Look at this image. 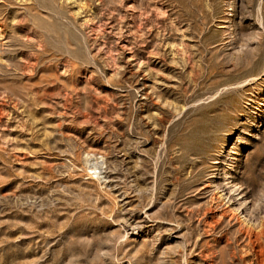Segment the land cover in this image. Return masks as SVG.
Wrapping results in <instances>:
<instances>
[{
    "label": "rangeland",
    "instance_id": "374dc122",
    "mask_svg": "<svg viewBox=\"0 0 264 264\" xmlns=\"http://www.w3.org/2000/svg\"><path fill=\"white\" fill-rule=\"evenodd\" d=\"M0 264H264V0H0Z\"/></svg>",
    "mask_w": 264,
    "mask_h": 264
},
{
    "label": "bare ground",
    "instance_id": "6f19581e",
    "mask_svg": "<svg viewBox=\"0 0 264 264\" xmlns=\"http://www.w3.org/2000/svg\"><path fill=\"white\" fill-rule=\"evenodd\" d=\"M61 2V1H60ZM67 3V2H66ZM33 4H34V1H33ZM60 5V4H59ZM91 167L92 168H95L96 167V165L94 164V163H91ZM241 231V230H240ZM247 234V233H246ZM248 235V234H247Z\"/></svg>",
    "mask_w": 264,
    "mask_h": 264
}]
</instances>
